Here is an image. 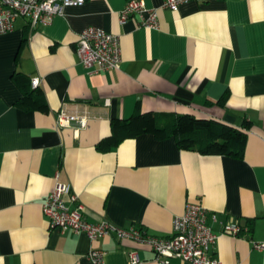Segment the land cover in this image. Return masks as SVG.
I'll list each match as a JSON object with an SVG mask.
<instances>
[{"label": "crops", "instance_id": "obj_1", "mask_svg": "<svg viewBox=\"0 0 264 264\" xmlns=\"http://www.w3.org/2000/svg\"><path fill=\"white\" fill-rule=\"evenodd\" d=\"M130 1L87 0L35 29L19 18L0 35V264H93V249L105 252L104 264H131V252L139 264H161L144 244L52 229L42 202L58 183L79 197L87 221L159 238L172 235L187 204L201 202L221 221L250 228L245 239H218L212 254L221 264H264L252 247L264 241V0L192 1L178 11L144 0L158 10L157 29L120 24ZM90 27L120 37L118 70L91 74L81 64L75 49ZM17 73L41 80L47 113L16 106ZM61 110L88 115L87 129H58ZM137 110L244 129V157L184 151L152 134L98 151L112 122ZM212 228L221 235L219 224Z\"/></svg>", "mask_w": 264, "mask_h": 264}, {"label": "built area", "instance_id": "obj_2", "mask_svg": "<svg viewBox=\"0 0 264 264\" xmlns=\"http://www.w3.org/2000/svg\"><path fill=\"white\" fill-rule=\"evenodd\" d=\"M87 0H0V35L10 33L19 18H26L32 29L50 23L55 17L62 16L67 8L80 7ZM202 3L205 0H163L162 8L178 11L189 2ZM135 21L145 29H157L158 10L151 9L144 0H132L120 12V24ZM76 54L81 64L91 74L107 73L120 68L122 47L120 37L101 29L90 27L79 35ZM41 85L39 78L32 79V89ZM88 115L72 114L65 110L56 116L58 129H87ZM42 211L52 229L60 233L71 230L85 234L91 241L115 237L118 240H131L149 246L156 254L155 260L161 264H171L176 259L183 264H221L212 249L221 236L245 239L250 232L247 225L238 221H221L217 214L210 213L201 202L186 205L183 215L173 222L170 237L159 238L136 228L121 229L107 221L91 223L84 217L85 208L79 197L68 185L58 183L54 190L42 202ZM221 226V235L214 233L212 225ZM254 250L264 252L263 242H252ZM105 252L92 250L88 257L93 264H104ZM130 263L139 264L136 252L130 253Z\"/></svg>", "mask_w": 264, "mask_h": 264}, {"label": "trees", "instance_id": "obj_3", "mask_svg": "<svg viewBox=\"0 0 264 264\" xmlns=\"http://www.w3.org/2000/svg\"><path fill=\"white\" fill-rule=\"evenodd\" d=\"M15 81L21 86L23 96L16 106L24 111L47 113L48 105L40 88L32 89L31 78L17 73ZM112 135L101 140L96 148L108 153L124 140L152 134L159 140L174 138L179 149L198 152L202 155L226 156L242 159L247 144V133L225 123L195 116L143 113L137 110L128 120H115L111 124ZM249 124L245 123L244 128Z\"/></svg>", "mask_w": 264, "mask_h": 264}]
</instances>
